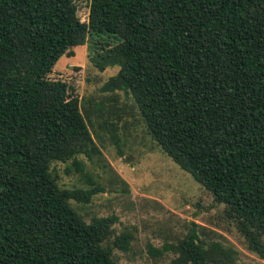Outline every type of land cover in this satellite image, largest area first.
Masks as SVG:
<instances>
[{
	"label": "trees",
	"instance_id": "16d2710c",
	"mask_svg": "<svg viewBox=\"0 0 264 264\" xmlns=\"http://www.w3.org/2000/svg\"><path fill=\"white\" fill-rule=\"evenodd\" d=\"M87 1L80 17L76 0H0V264H120L134 240L116 215L82 213L105 191L80 159H102L94 110L51 77L82 45L98 70L119 67L103 91L132 95L147 134L264 257V0ZM59 163L90 186L63 187ZM165 250L239 264L195 225Z\"/></svg>",
	"mask_w": 264,
	"mask_h": 264
},
{
	"label": "rangeland",
	"instance_id": "374dc122",
	"mask_svg": "<svg viewBox=\"0 0 264 264\" xmlns=\"http://www.w3.org/2000/svg\"><path fill=\"white\" fill-rule=\"evenodd\" d=\"M82 17L87 0H76ZM76 55L63 56L51 74L75 86L83 104L94 110L92 134L102 151V159H80L88 172L105 188L95 195L82 213L88 221L94 216L116 215V232L131 231L134 240L128 251L115 249L120 264H171L176 254L165 250L176 245L197 226L201 237L231 245L239 252V264H264V257L248 248L226 206L184 171L147 134L139 107L125 91L105 92L103 86L119 67L98 70L89 60L87 45L74 48ZM102 106L103 115L97 107ZM118 116H121L120 118ZM110 120L118 123L120 142H115ZM100 161V163H99ZM58 164L63 187H89L81 174L65 172ZM164 250L155 254V250Z\"/></svg>",
	"mask_w": 264,
	"mask_h": 264
}]
</instances>
